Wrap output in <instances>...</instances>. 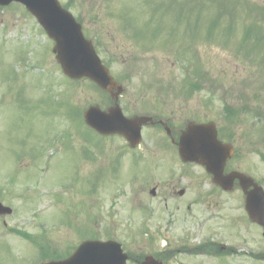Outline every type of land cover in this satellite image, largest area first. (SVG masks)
Here are the masks:
<instances>
[{"label":"rangeland","instance_id":"obj_1","mask_svg":"<svg viewBox=\"0 0 264 264\" xmlns=\"http://www.w3.org/2000/svg\"><path fill=\"white\" fill-rule=\"evenodd\" d=\"M60 2L80 16L87 34L94 33L108 51L121 41L111 40L113 31L110 36L92 21L96 9L100 15L105 11L116 21L119 16L125 17L123 21L142 28L133 31V27L126 26L135 34L156 32L144 29L136 18L147 23L158 15L168 25L176 21L168 20L173 12L183 29H188V35L182 32L178 36L187 37L179 46L185 57L189 56L197 30L195 20L185 10L193 13L198 9L199 28L217 23V28L211 27L208 34L198 29L195 39L199 47L191 52L200 56L199 69L208 71L215 84L212 95L209 97L205 90H192L188 101L166 98L168 104L177 108L172 124L179 119L178 123L214 120L220 137L236 143L233 162L242 167L248 165L259 178L264 176V96L255 94L264 91V56L259 54L264 53V0ZM244 2L255 5L252 18L257 16L259 21L245 20L240 25ZM252 21L261 32L250 29L247 38L246 27L242 26ZM166 23L160 21L157 36L163 35ZM255 25L251 24V28ZM109 26L119 27L113 21ZM175 30H179L177 25ZM251 35L259 36L250 43L252 47L238 54L235 47L240 43L248 46L242 40H249ZM128 37L132 39L130 43H144L136 41L139 38L132 34ZM160 42H151L154 52L164 48ZM52 47L53 42L23 6L0 7V200L13 210L10 216L0 218V264H36L47 257L67 254L86 239H113L132 255V260L165 253V264H215V257L202 253L199 246L211 234L219 237L221 231L228 232L217 241L225 245L231 260L223 258L218 264H264L257 255L264 252L260 233L244 223L238 235L229 224L233 217L240 226V193L233 191L229 202L227 197L217 202L205 172L182 164L160 129L144 128L141 145L129 151L122 138L100 139L81 125L85 109L95 105L105 108L109 98L86 80H68ZM172 49L176 50L166 46L165 52L174 56ZM143 54L139 52L124 60L116 57L112 67L121 78L125 75L127 92L138 93L140 89L154 98L158 83L170 81L175 70L167 66L165 58ZM187 75L185 70L177 71L175 86L183 88ZM179 88L176 92H180ZM64 99L66 105L57 104ZM132 102H122L121 98L128 115L139 108ZM162 104L157 103L156 107L161 111L168 108ZM144 107L152 110L149 105ZM181 127L177 124V129ZM171 181L179 183L180 188L189 187L188 193L181 199L150 196L155 183ZM211 200L215 206L207 207ZM226 245L234 249L230 251ZM127 264L135 263L128 260Z\"/></svg>","mask_w":264,"mask_h":264},{"label":"water","instance_id":"obj_2","mask_svg":"<svg viewBox=\"0 0 264 264\" xmlns=\"http://www.w3.org/2000/svg\"><path fill=\"white\" fill-rule=\"evenodd\" d=\"M19 2L37 19L50 39L54 41L53 52L70 78L87 77L105 90L118 87L108 70L101 64L89 41L85 40L79 24L72 15L63 9L57 0H0V5ZM84 118L86 123L103 134H123L135 146L140 141V126L146 118H124L117 107L100 111L97 107L89 108ZM179 154L183 161H195L206 166L214 173L215 180L224 188L230 186L231 177L221 176L227 157L232 154L230 146L221 144L216 138L213 123L191 124L180 137ZM242 181V177L240 176ZM250 217L258 222L264 218V194L258 189L248 198ZM11 210L0 203V214ZM126 255L120 244L114 241H84L68 258L42 264H125ZM149 257L143 264L148 263Z\"/></svg>","mask_w":264,"mask_h":264},{"label":"flooded vegetation","instance_id":"obj_3","mask_svg":"<svg viewBox=\"0 0 264 264\" xmlns=\"http://www.w3.org/2000/svg\"><path fill=\"white\" fill-rule=\"evenodd\" d=\"M99 26H101L102 28H103V31L104 32H106V34H108V35H111L112 36V29L110 28V26L105 22V21H102L101 23H99L98 24ZM117 33H116V35H118V36H120V37H123L124 36V31L126 30L125 28H119V31L117 30V29H114ZM120 32V33H119ZM90 35L92 36V37H94V33H90ZM106 51H107V49L105 48V47H102V48H100V52H103V53H106ZM156 91H157V94L158 95H161V93H159V91H160V89L159 88H156ZM125 95H126V98L129 100V101H132L133 100V104L134 103H137V101H135V97H134V95H133V93H131V92H125ZM140 96L141 97H144V94H140ZM161 99V97L160 96H158V97H155V100L156 101H159ZM160 103H164L163 101H161ZM168 105H174V104H162L161 106H168ZM174 109H176L177 110V108L176 107H171L169 110H166V111H164V112H161L160 114H159V116H160V119H156V121L155 122H158V124L160 125V124H162V123H164L165 124V126H167V127H170V133H171V138L174 140V141H176V139H174V137H175V134H177V133H175V131H179V130H181V128L180 129H177V124H179L180 125V123H177V124H172V125H170V126H168L169 124H168V122H170V120H169V117L170 116H172V114H173V111H174ZM164 116H166V117H164ZM165 120V121H164ZM168 121V122H167ZM178 120H175L174 122H177ZM166 122V123H165ZM162 126V125H161ZM163 127V126H162ZM169 139H170V136H167ZM173 146V148H176L174 145H172ZM240 169H241V167L240 166H238V165H231V162H229L228 163V161H227V163H226V166H225V168H224V173H228V172H231V171H240ZM244 170V171H243ZM243 170H241L242 172H244L245 174H249V171H248V168H244ZM254 178V177H253ZM258 183H259V179H256V178H254ZM260 184V183H259ZM180 184L179 183H173L172 181L171 182H168V183H166V184H160V183H155V185H154V187H153V189H154V191H155V193L154 194H151V190L149 191L150 192V194H151V197L152 198H154V197H156V196H161V197H163V199H167V198H173V197H177V198H179V199H181V198H183L187 193H188V191H189V187H187V188H180V186H179ZM217 189H219L218 187H216ZM180 189H182L181 191H183V193H179V190ZM250 189V188H249ZM248 189V190H249ZM216 193V192H215ZM224 195H222V194H219V193H216V199H217V202H221V198L223 197ZM223 202V201H222ZM226 202H229L228 200L226 201ZM238 202H240V201H238ZM215 201L214 200H211V201H207V203H206V205H207V207L208 206H215ZM202 204H204L205 205V199H203V201H202ZM241 215H244V213L243 212H241L240 213ZM220 237V236H219ZM218 236H217V234L216 233H214L213 234V239L214 240H216L217 238H219ZM206 244V243H205ZM211 244L216 248V249H219L220 251H222V250H226V248L224 247V246H222V245H220L219 243H217L216 241H213V242H211ZM220 245V247H218ZM162 254H164V256H166V254L165 253H162ZM226 255V254H225ZM164 256H162V255H157L156 256V258L157 259H159V260H161L162 261V263L163 264H165V261H166V258L164 257ZM215 258H217L216 257V254H214L213 255ZM155 257V256H154Z\"/></svg>","mask_w":264,"mask_h":264},{"label":"trees","instance_id":"obj_4","mask_svg":"<svg viewBox=\"0 0 264 264\" xmlns=\"http://www.w3.org/2000/svg\"><path fill=\"white\" fill-rule=\"evenodd\" d=\"M245 3V8H244V10H243V18L244 19H252V15H253V8L255 7V5L253 4V5H250V4H248V3H246V2H244ZM242 7H244L243 5H242ZM255 16V15H254ZM257 18V20H259V17H257V16H255L254 17V19H256ZM248 26L249 25H247V28H248ZM256 36H259V35H256ZM247 38H248V36H247ZM254 36L253 35H251L250 37H249V40H248V42H249V46L250 47H252V45H250V43H253L254 42ZM257 42H258V40H256L255 41V43L257 44ZM254 46H256V45H254ZM260 52V51H259Z\"/></svg>","mask_w":264,"mask_h":264}]
</instances>
